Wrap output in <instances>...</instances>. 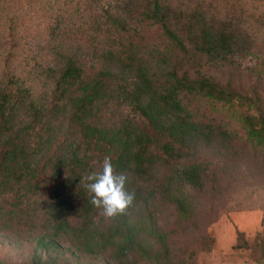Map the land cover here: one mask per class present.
Returning a JSON list of instances; mask_svg holds the SVG:
<instances>
[{"label": "trees", "instance_id": "16d2710c", "mask_svg": "<svg viewBox=\"0 0 264 264\" xmlns=\"http://www.w3.org/2000/svg\"><path fill=\"white\" fill-rule=\"evenodd\" d=\"M82 1L95 13L86 31L75 33L65 20L49 27L53 65L44 75L51 95L37 93L9 66L0 83V222L43 221L36 252L111 250L123 263L189 264L173 257L164 207L175 209L179 223H194L190 189L204 187L206 172L195 155L200 145L234 140L227 127L202 120L193 101L240 113L246 136L264 145L256 99L208 75L200 61L219 68L251 50L246 25L260 21L264 0ZM81 6L70 0L63 8ZM127 107L142 124L124 115ZM105 156L129 176L136 195L111 219L81 183ZM39 198L44 207L32 212L27 207ZM238 240L248 246L242 231ZM51 264L69 263L55 257Z\"/></svg>", "mask_w": 264, "mask_h": 264}, {"label": "rangeland", "instance_id": "374dc122", "mask_svg": "<svg viewBox=\"0 0 264 264\" xmlns=\"http://www.w3.org/2000/svg\"><path fill=\"white\" fill-rule=\"evenodd\" d=\"M69 1L0 0V83L9 66L27 85H34L37 93L51 95L53 84L44 75L45 68L53 65L49 27L65 20L75 33H83L92 25L95 15L82 0H74L82 2L78 9L63 8ZM61 10L64 12L60 14ZM256 13L260 21L246 25L253 36L251 50L219 68L204 60L200 63L208 75L215 73L223 85L254 97L255 113L264 114V5ZM192 105L202 120L214 119L227 127L234 140L230 144L214 141L208 146L200 145L195 155L194 160L206 172L204 187L190 189L196 201L194 223H179L175 209L164 207L161 224L170 232L173 257L189 264H264V145L246 136L240 113L204 99H195ZM124 115L143 123L140 114L130 107L124 109ZM30 204L27 208L32 212H40L44 207L40 198ZM42 226L39 219L33 224L18 219L2 220L0 264H51L55 257L69 264H154L134 257L126 263L118 262L111 250L100 255L36 252V237ZM238 231L244 233L247 247L238 246Z\"/></svg>", "mask_w": 264, "mask_h": 264}, {"label": "clouds", "instance_id": "9594fccd", "mask_svg": "<svg viewBox=\"0 0 264 264\" xmlns=\"http://www.w3.org/2000/svg\"><path fill=\"white\" fill-rule=\"evenodd\" d=\"M81 183L91 194L90 203L106 219L124 215L136 200L135 192L128 189L129 176L117 172L110 156H105L99 170L86 174Z\"/></svg>", "mask_w": 264, "mask_h": 264}]
</instances>
